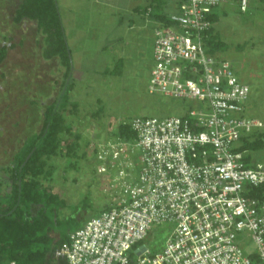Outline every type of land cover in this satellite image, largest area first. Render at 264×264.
<instances>
[{
  "label": "built area",
  "instance_id": "1",
  "mask_svg": "<svg viewBox=\"0 0 264 264\" xmlns=\"http://www.w3.org/2000/svg\"><path fill=\"white\" fill-rule=\"evenodd\" d=\"M227 3L250 7L183 0L157 23L148 91L181 101L183 113L134 118L122 125L135 139L99 146L115 201L70 233L61 264H264V164L241 150L264 135V119L248 116L249 86L206 48L211 16Z\"/></svg>",
  "mask_w": 264,
  "mask_h": 264
},
{
  "label": "rangeland",
  "instance_id": "2",
  "mask_svg": "<svg viewBox=\"0 0 264 264\" xmlns=\"http://www.w3.org/2000/svg\"><path fill=\"white\" fill-rule=\"evenodd\" d=\"M217 13L220 20L216 24V33L226 44L225 50L217 55L228 60L238 78L249 86L248 116L264 118V1L250 0L246 13L236 3H227L218 8ZM137 27L139 29L132 32L125 27L110 29L103 39H95L91 44L93 50L86 52L92 59L80 62L74 58L72 76L75 88L71 98L78 102L79 107L77 110L68 107L64 116L67 125L81 136L80 149L77 158L61 153L50 159L48 169H52V176L43 180L46 188L66 201V208L58 214L59 220L70 217L81 221L92 219L115 201L114 193L109 190L115 174L100 172L97 155L99 146L114 138L120 125L138 117L166 118L183 113L184 104L181 101L149 93L154 66L151 52L154 22L146 18ZM28 28L32 42L23 49L14 50L7 66H3L0 72L15 76L17 69L26 75L31 70L30 75L34 77L20 82L18 89L9 91L5 103L10 101L11 108L0 105V126L6 135L0 140V194H6L11 189L12 153L20 149L28 131L41 130L40 118L44 107L58 99L63 82L64 68L58 61L42 59L44 38L38 33L36 22H30ZM107 46L108 50L102 49ZM22 58L25 60L22 61ZM1 87L7 91L6 82L0 80ZM18 96L26 100L17 103L16 107V102L14 104L12 100ZM32 96L35 100H31ZM31 101L42 102L43 105V108H36L41 109L36 124L32 127L23 124L20 129H13L12 124L25 119V115L34 109L29 105ZM32 117L35 118L34 115ZM5 150L8 152L6 155ZM253 164H264V151L253 154ZM87 198L93 208H83ZM167 238L168 233L161 236L163 242Z\"/></svg>",
  "mask_w": 264,
  "mask_h": 264
},
{
  "label": "trees",
  "instance_id": "3",
  "mask_svg": "<svg viewBox=\"0 0 264 264\" xmlns=\"http://www.w3.org/2000/svg\"><path fill=\"white\" fill-rule=\"evenodd\" d=\"M19 1L15 23L20 24L24 20L36 22L38 33L44 38L42 58L46 61L56 59L64 72L58 99L44 108L40 118L41 130L28 131L25 141L14 154L10 169V192L0 194V264H61L56 259V252L68 242L70 233L90 220L81 221L77 217L59 220L58 214L66 208V201L43 185V180L52 176V169H48L50 159L61 153L69 158H77L80 149L81 136L67 125L64 116L68 107L74 110L79 107L78 102L71 98L75 88L72 53L57 0ZM154 6L155 2L144 13ZM154 17L159 22L169 23V18L164 14H153ZM219 20L220 15L216 10L211 16L213 27L206 40L208 52L216 56L226 48L216 33ZM6 55V49H1L0 64ZM41 103L31 102L36 113L32 114L36 118L41 110L36 108L42 107ZM64 135L68 137L63 138ZM115 136L124 140L136 137L127 125H120ZM242 142L241 150L249 152L248 160L253 159L254 153L264 151V135L247 137ZM82 206L93 208L88 198Z\"/></svg>",
  "mask_w": 264,
  "mask_h": 264
},
{
  "label": "crops",
  "instance_id": "4",
  "mask_svg": "<svg viewBox=\"0 0 264 264\" xmlns=\"http://www.w3.org/2000/svg\"><path fill=\"white\" fill-rule=\"evenodd\" d=\"M57 1L73 62L75 57L80 62L92 59L93 57L86 55V52L93 50L91 44L95 39L99 40L100 37L103 39L110 29L125 27L127 31L132 32L138 28L137 25L141 20L146 18L154 22L151 44L153 58L154 29L159 22L155 17L153 18V14H164L169 18L179 12L182 3L180 0ZM153 2H155V6L152 7L153 12L150 17H147L144 10ZM224 13L226 12L224 11ZM102 49L108 50V46Z\"/></svg>",
  "mask_w": 264,
  "mask_h": 264
},
{
  "label": "flooded vegetation",
  "instance_id": "5",
  "mask_svg": "<svg viewBox=\"0 0 264 264\" xmlns=\"http://www.w3.org/2000/svg\"><path fill=\"white\" fill-rule=\"evenodd\" d=\"M19 3H20L19 0H0V50L6 49V51H7V55L4 59V61L0 64V72L2 71L3 66H7L6 63L8 62V60L11 56V53L14 50H16L18 48L23 49L26 47L27 44H30L32 42L31 41L32 36H30V34H29L30 31L28 28V24L32 21L24 20L20 24H16L14 21V19L16 17V13H17ZM28 57H29V54H27L26 59H28ZM23 60H25V59L22 58V61ZM18 67H20V65H18ZM29 69H30V65H29ZM19 70L20 69H17L18 72L15 76L11 75V74H3V72L0 74L1 82H3V83L6 82V84H7V91H4V87H1V89H0V105H5V106L11 108V105H10L11 102L10 101H8L9 103H5V100H7L9 98V95H10L9 91L18 89L20 82H23L25 80H31V78H30V77H32V74L30 75L31 70L29 72V75H26L23 72H19ZM32 78H34V77H32ZM18 97L16 99H14V101L12 100V102H14V104L16 102V107L19 105V104L17 105V103H20V102H23L24 100H26L23 98V96H22V98L21 97L18 98ZM20 98L22 99V101L19 100ZM30 98H31V100H35L34 96H32ZM49 98H50V96L46 100H48ZM31 102H29L30 103L29 105L32 106V108H34L33 105L31 104ZM34 112H35V109H32V111L30 113L25 115V119H22V121H20L18 123L12 124V128L15 130L20 129L23 126V124L29 125L30 127L35 125L36 124V116L34 115L35 118L32 117L33 114H36ZM1 115H4V113H2ZM3 131H4L3 128L0 126V140H2L6 136L5 134H3ZM15 153H12V155H11V164H12V161L14 160V154ZM4 154L5 155L8 154L7 150L4 151Z\"/></svg>",
  "mask_w": 264,
  "mask_h": 264
}]
</instances>
